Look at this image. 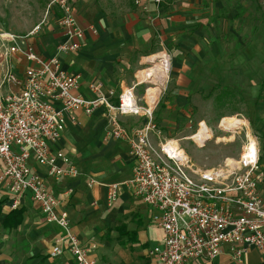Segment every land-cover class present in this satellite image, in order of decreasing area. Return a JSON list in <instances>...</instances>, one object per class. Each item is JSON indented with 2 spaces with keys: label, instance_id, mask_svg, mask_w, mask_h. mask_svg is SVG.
I'll list each match as a JSON object with an SVG mask.
<instances>
[{
  "label": "built area",
  "instance_id": "2783aa9c",
  "mask_svg": "<svg viewBox=\"0 0 264 264\" xmlns=\"http://www.w3.org/2000/svg\"><path fill=\"white\" fill-rule=\"evenodd\" d=\"M147 1L136 0V4L148 12ZM153 2L160 17L163 0ZM54 8L60 13L57 27L64 41L49 59L39 56L27 42V38L41 32L44 22L27 36L0 32V39L13 45L3 46V84L18 88L0 96V162L4 165L2 179L12 195L11 210H19L30 193L46 222L62 231L52 256L61 257L67 251L75 264H95L90 257L94 247H84L71 232L68 213L60 211L62 200L29 163L33 160L46 168L48 177L55 181L78 178L80 172L72 160L52 146L66 130V114L81 110L92 116L105 108V139L128 143L135 162L133 176L126 184L128 191L156 210L154 221L164 234L162 247L149 250L153 264L215 260L224 246L230 247L237 262L250 248L264 251V196L260 189L264 171L258 139L248 135L238 159L201 169L191 162L178 141L160 139L154 117L157 100L146 99L142 106L136 96V88L143 83L140 76L132 87L122 91L117 105L110 101L113 92L108 95L100 84H92L94 95L85 98L78 92L81 76L65 71L61 62L62 56L81 51L85 30L77 22L73 0H53L48 12ZM90 29L97 33L94 27ZM13 54L23 55L33 64L24 77L17 76L10 67ZM58 103L62 109L57 108ZM130 116L144 118V124L126 128L121 118ZM236 128L244 129L238 125L226 130ZM153 136L159 140L158 149ZM96 183L91 180L89 185ZM107 189L108 204L113 206L121 195L122 184H109Z\"/></svg>",
  "mask_w": 264,
  "mask_h": 264
},
{
  "label": "crops",
  "instance_id": "0c3cea01",
  "mask_svg": "<svg viewBox=\"0 0 264 264\" xmlns=\"http://www.w3.org/2000/svg\"><path fill=\"white\" fill-rule=\"evenodd\" d=\"M73 2L74 8L77 6L74 9L77 22L86 33L85 41L81 51L62 56V68L81 76L79 94L92 98L94 94L90 86L100 84L108 95L113 92L110 101L117 105L122 91L135 83L140 72L138 66L146 64L144 59L148 53H144L146 49L136 43L137 32L149 28L142 17L152 24L161 18L155 16L156 8L152 4L153 8L148 5L149 15L137 6L138 9L134 7V10L137 9L140 14L122 12L121 21L118 22L119 11L96 8V3L91 0H82L79 10V3ZM89 18L93 22L97 19L99 28L91 24L92 20L89 24ZM42 41L46 44L45 52L35 47L37 43L41 45ZM63 41L57 20L54 25L52 22L43 25L39 34L27 38L34 51L44 59L54 56L57 46ZM3 46L13 45L0 39V96L18 90L15 86L3 84ZM10 61L12 71L19 77H24L26 70L33 66L20 54H13ZM56 106L62 109L60 103ZM106 115L105 108H100L92 116H87L81 110L65 115L66 130L52 149L74 161L81 172L79 178L55 181L48 177L46 168L38 166L33 160L29 164L62 200L60 211L68 213L71 232L84 247H94L90 257L95 264H153L149 250L162 247L164 234L153 221L156 210L131 196L128 191L126 184L133 176L135 165L131 148L126 142L105 139ZM121 120L128 129L140 127L145 121L142 117L132 116ZM108 144L112 146L106 148ZM3 173L4 165L0 162V264H41L42 257L47 258L45 264H75L74 257L67 251L61 257L52 256L62 231L56 224L46 222L40 206L33 201L30 193L25 195L19 209L24 213L22 223L16 229L4 224L13 211L12 195L7 182L2 179ZM91 180L97 182L92 187L89 185ZM109 184H122L121 195L113 206L108 204ZM260 189L264 196V182ZM17 258L20 260L17 261ZM197 264H264V251L250 248L241 262H237L231 255L230 247L224 246L218 258L203 259Z\"/></svg>",
  "mask_w": 264,
  "mask_h": 264
},
{
  "label": "rangeland",
  "instance_id": "374dc122",
  "mask_svg": "<svg viewBox=\"0 0 264 264\" xmlns=\"http://www.w3.org/2000/svg\"><path fill=\"white\" fill-rule=\"evenodd\" d=\"M52 1L0 0V30L21 37L43 22L54 25L60 13L56 8L48 12ZM75 1L81 10L82 0ZM134 1L133 5V0H91L96 8L119 11L118 22L122 12H138ZM147 2L146 7L152 4L156 8L157 16L153 0ZM159 9L161 21L152 24L142 17L149 28L137 32L136 43L146 49L144 53L154 50V55L168 57L166 81L141 78L140 72L154 66L147 61L154 55L147 56L146 64L138 66L143 83L136 96L145 106L148 91L158 90L154 117L160 139L178 141L194 165L212 169L238 159L247 136L252 134L258 139L264 169V0H163ZM149 12L148 8L145 13ZM221 14L227 19L222 21ZM88 21L98 27L97 19ZM180 28L188 30L186 36ZM45 45L42 41L35 47L45 52ZM226 119L236 120L244 129L226 130L231 127L228 122L224 124ZM202 124L210 132V138H203L205 142L194 139ZM153 137L157 146L159 140ZM109 146L112 144L106 148Z\"/></svg>",
  "mask_w": 264,
  "mask_h": 264
},
{
  "label": "bare ground",
  "instance_id": "6f19581e",
  "mask_svg": "<svg viewBox=\"0 0 264 264\" xmlns=\"http://www.w3.org/2000/svg\"><path fill=\"white\" fill-rule=\"evenodd\" d=\"M147 61L152 63L154 66L148 69L147 71L140 72V76L142 77V79L164 83L166 81L167 72L169 69L168 57L165 54H160V55L158 54V55L152 56ZM157 96H158L157 89H150L148 91L147 97L150 102L151 100L157 98ZM226 122H228L231 125V128L239 125L238 122L233 119H230V120L226 119L224 121V124H226ZM201 126H202V129L200 130V132L195 137L193 136L195 140H198L199 138H204L205 136L209 137L210 135V132L208 131V128L206 127V125L202 124Z\"/></svg>",
  "mask_w": 264,
  "mask_h": 264
},
{
  "label": "trees",
  "instance_id": "16d2710c",
  "mask_svg": "<svg viewBox=\"0 0 264 264\" xmlns=\"http://www.w3.org/2000/svg\"><path fill=\"white\" fill-rule=\"evenodd\" d=\"M134 4H135V1L133 0V5H134ZM134 7H135V6H134ZM164 11H165V10H164ZM164 11H163V12H164ZM220 16H221V20H222V21H224V20L227 19V18H226L227 16L224 15V14H221ZM238 17H240V14H238V15L236 16V18H238ZM180 30L183 31V35H185V36L187 35L186 32H188V30H187L186 28H180ZM254 30H255V32H256V28H255V27H254ZM254 30H253V31H254ZM191 34H192V33H191ZM224 35H226V32H225ZM155 53H156V52H154V50H153L152 52L148 53L147 56L153 55V54H155ZM261 89H262V91L264 92V85L261 86ZM224 96H226V95H224ZM260 97H261V96H260ZM260 97H259V99H261ZM0 212H1V210H0ZM23 218H24V213H23L22 210L13 211V212H11V213L7 216V218H6L4 224H5L6 226H8L9 228L16 229V228L22 223ZM46 260H47L46 257H42L41 264H45Z\"/></svg>",
  "mask_w": 264,
  "mask_h": 264
}]
</instances>
